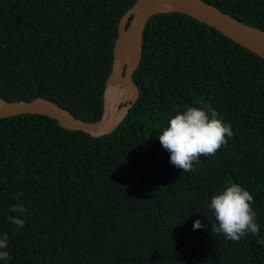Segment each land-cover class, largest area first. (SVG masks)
Wrapping results in <instances>:
<instances>
[{
  "label": "trees",
  "instance_id": "trees-1",
  "mask_svg": "<svg viewBox=\"0 0 264 264\" xmlns=\"http://www.w3.org/2000/svg\"><path fill=\"white\" fill-rule=\"evenodd\" d=\"M134 1L0 0V97L43 96L99 118L118 22ZM205 1L264 29V0ZM132 77L139 96L110 133L38 113L0 117L10 255L0 264H264V58L185 13L160 12L146 21ZM188 106L215 110L233 135L183 172L158 135ZM228 183L252 193L258 234L212 232L210 201Z\"/></svg>",
  "mask_w": 264,
  "mask_h": 264
},
{
  "label": "water",
  "instance_id": "water-1",
  "mask_svg": "<svg viewBox=\"0 0 264 264\" xmlns=\"http://www.w3.org/2000/svg\"><path fill=\"white\" fill-rule=\"evenodd\" d=\"M177 11L204 22L264 58V29L247 24L205 0H135L121 15L113 45L111 70L103 90L99 118L86 121L43 96L30 100L0 97V117L20 113L47 115L67 129H81L92 136L110 133L139 96L132 74L140 61L142 34L147 19L156 13Z\"/></svg>",
  "mask_w": 264,
  "mask_h": 264
},
{
  "label": "clouds",
  "instance_id": "clouds-1",
  "mask_svg": "<svg viewBox=\"0 0 264 264\" xmlns=\"http://www.w3.org/2000/svg\"><path fill=\"white\" fill-rule=\"evenodd\" d=\"M202 103V102H200ZM233 135L231 125L219 118L218 113L205 107L188 106L171 116L166 127L158 135L162 147L170 152V163L183 172L195 170L201 156H214L227 143V137ZM254 197L238 183H228L226 187L213 195L209 207L214 211L217 224H212V232L224 234L228 240L239 241L242 236L256 235L260 229L256 222V213L252 208ZM13 212L23 213L26 208L20 205L12 207ZM11 223L24 227V220L10 217ZM201 220L193 223V229L203 228ZM8 236L0 238V259H10Z\"/></svg>",
  "mask_w": 264,
  "mask_h": 264
}]
</instances>
